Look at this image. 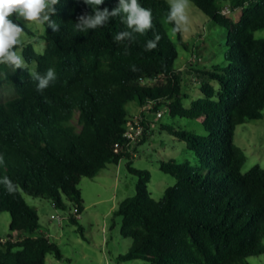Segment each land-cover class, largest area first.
<instances>
[{"label": "trees", "instance_id": "obj_1", "mask_svg": "<svg viewBox=\"0 0 264 264\" xmlns=\"http://www.w3.org/2000/svg\"><path fill=\"white\" fill-rule=\"evenodd\" d=\"M223 1L191 0L227 31L225 65L211 69L194 62L186 72L175 68L178 50L163 22L167 0H138L151 9L153 29L133 33V40L122 43L115 42V35L131 31L123 13L104 27L81 32L75 27L77 18L91 14L92 6L60 0L51 17L60 30L53 32L44 24L38 37L45 44L43 52L35 48L38 41L14 48L21 50L27 65L16 71L0 65V86H10L14 95L0 102V180L7 176L15 185L10 194L0 183V213L10 214L8 236L24 238L0 246V264H46L50 253L63 260L58 244L42 233L40 217L27 197L48 199L62 211L73 205L80 216L82 179L95 178L122 159L128 160L127 168L138 181L135 196L114 211L122 219V237L133 240L119 262L249 264V258L264 254V168L257 165L242 174L246 155L234 143L239 125L264 117V38L255 37L264 29V0L251 1L238 21L221 13ZM244 1L237 0L233 8ZM118 3L104 0L98 7L111 11ZM21 25L24 33L36 37L25 22ZM154 33L161 37L158 46L146 51ZM177 34L181 41L182 32ZM49 68L57 79L38 92V82L29 73L43 75ZM186 76L197 77L203 95L189 107ZM129 102L138 107L157 103L156 110L167 106L170 117L201 120L206 132L195 135L159 125L185 141L197 160L195 166L175 160L160 163L161 171L176 179L160 201L149 192V171L135 169V157L114 151L116 144L123 146L126 123L133 117L125 108ZM76 111L80 129L73 123ZM70 220L78 224L73 213ZM78 231L83 233V227Z\"/></svg>", "mask_w": 264, "mask_h": 264}, {"label": "rangeland", "instance_id": "obj_2", "mask_svg": "<svg viewBox=\"0 0 264 264\" xmlns=\"http://www.w3.org/2000/svg\"><path fill=\"white\" fill-rule=\"evenodd\" d=\"M236 2L237 0H224L222 7L233 8ZM240 15V11L233 13V20L238 21ZM188 16L189 24L187 31L182 32L181 41L178 40L177 33L174 35L171 33L172 25L166 24V18L163 19L165 28L175 42L179 54L175 68L186 72L190 62L199 63L202 69H211L214 65H225L227 31L214 23L192 3L188 9ZM26 24L34 31L36 37H29L23 32L21 45L38 41L35 43V48L39 53L43 52L45 44L38 39L43 34V25ZM255 37L264 38V29L258 30ZM18 53L22 55L21 50ZM34 67V65L31 66L33 70ZM184 78L187 83L184 92L190 96L188 100H185V106L189 107L192 100L202 98L203 95L199 89L197 77ZM213 85L218 88V84L213 83ZM13 96L10 86H0V102L7 101ZM125 108L130 115L137 114L139 110L135 102L127 103ZM164 110H168L167 106H164ZM78 119L79 113L76 111L73 123L80 129ZM160 124H169L176 130L188 131L195 135H206L201 120L172 118L167 112L158 124V128L138 147L132 166L137 170L149 171L151 175L149 192L157 201H160L164 192L176 183L174 177L161 171L162 161L188 162L192 166H195L197 162L188 150L186 142L167 130H160ZM234 143L246 155L242 174H246L257 165L264 168V117L258 120L249 119L239 125L235 132ZM127 163V159H122L119 164H109L95 178L82 179L79 187L82 192L84 211L78 217L77 225L70 220V214L75 211L73 205L66 211H62L56 209L48 199L27 197L28 203L36 209L40 217L42 233L49 235L50 239L58 244L64 256L63 260H58L54 254L50 253L46 257V264H150L143 260L125 263L118 260L120 256L127 253L133 242L131 238L122 237L120 232L122 219L114 215V211L123 200L136 194L138 178L130 173ZM52 216L64 217L65 220L53 219ZM10 221L8 212L0 213V239L8 237ZM79 226L83 227V233L78 231ZM248 263L264 264V254L249 258Z\"/></svg>", "mask_w": 264, "mask_h": 264}, {"label": "clouds", "instance_id": "obj_3", "mask_svg": "<svg viewBox=\"0 0 264 264\" xmlns=\"http://www.w3.org/2000/svg\"><path fill=\"white\" fill-rule=\"evenodd\" d=\"M59 2L60 0H0V65L11 67L14 71L26 68L22 55L14 50L21 44V36L24 32L21 21L39 25L47 24L53 32H58L60 25L51 17L56 15L55 6ZM83 2L92 6L93 12L82 14L77 18L75 27L81 32L104 27L109 23L110 18L122 13L124 14L123 22L131 31L117 33L114 37L115 42L131 41L135 38L133 33L143 35L153 29L151 9L142 7L138 0H119L118 6L111 11L108 8L101 10L98 7L104 3V0H83ZM168 4L169 12L165 23L172 25L171 33L174 35L187 31L191 0H168ZM160 39V35L154 33V38L147 41L145 50H155ZM125 54H127V48ZM132 71H138L135 65H132ZM29 75L38 82L36 90L41 93L57 79L53 68L47 69L43 75L35 71L30 72ZM0 163H3L2 155H0ZM0 183L10 194L15 190V185L7 176L0 180Z\"/></svg>", "mask_w": 264, "mask_h": 264}, {"label": "built area", "instance_id": "obj_4", "mask_svg": "<svg viewBox=\"0 0 264 264\" xmlns=\"http://www.w3.org/2000/svg\"><path fill=\"white\" fill-rule=\"evenodd\" d=\"M254 0H245L244 4L239 7L231 8L230 6L222 7L221 13L224 15H232L235 12L241 11L244 7H247L249 3ZM157 103H148L144 106L139 107V111L137 114L133 115L128 122L126 123V128L124 132V143L123 146L120 144H116L114 147L115 153H123L125 155H130L131 157L137 156L138 145L142 142L144 136L151 131L158 128V124L161 122L162 118L167 114L168 110H164L163 107H159L156 110ZM75 217L77 216V209L73 213ZM53 219H59L60 221H64V217H56L52 216ZM25 236V234H23ZM49 237V235H46ZM24 237L18 236V234L0 239L2 246L7 244L8 242L17 243L21 241Z\"/></svg>", "mask_w": 264, "mask_h": 264}, {"label": "crops", "instance_id": "obj_5", "mask_svg": "<svg viewBox=\"0 0 264 264\" xmlns=\"http://www.w3.org/2000/svg\"><path fill=\"white\" fill-rule=\"evenodd\" d=\"M139 111V110H138ZM138 113V112H137ZM43 232V231H42Z\"/></svg>", "mask_w": 264, "mask_h": 264}]
</instances>
